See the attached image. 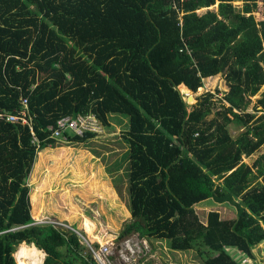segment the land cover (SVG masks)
I'll list each match as a JSON object with an SVG mask.
<instances>
[{"label":"trees","instance_id":"1","mask_svg":"<svg viewBox=\"0 0 264 264\" xmlns=\"http://www.w3.org/2000/svg\"><path fill=\"white\" fill-rule=\"evenodd\" d=\"M260 1L262 19L256 20L258 0H242L240 10L230 0H0V112L18 114L26 98L37 139L32 141L29 124L0 118V264H16L20 243L42 250L41 264H97L76 233L32 218L40 210L34 191L30 213L27 184L37 152L57 145L47 127L63 116L89 113L103 127L113 115L127 119L132 139H125L127 149L107 172L123 169L130 212L134 169L157 165L161 210L151 212L181 216L205 200L233 211L221 217L209 209L204 221L183 225L177 217L174 227L151 213L149 226L134 214L117 239L135 235L151 242L149 234L157 233L171 250H204L203 264L255 259L253 248L264 244V151L251 165L242 158L264 147ZM219 73L228 89L218 109L208 92L186 104L182 89L194 92ZM257 93L261 113L245 112ZM231 110L239 111L244 128L235 137L227 128ZM148 127L161 136L167 128L177 146L156 148L144 135ZM65 135L66 144L95 136Z\"/></svg>","mask_w":264,"mask_h":264},{"label":"rangeland","instance_id":"2","mask_svg":"<svg viewBox=\"0 0 264 264\" xmlns=\"http://www.w3.org/2000/svg\"><path fill=\"white\" fill-rule=\"evenodd\" d=\"M230 1L236 10H240L242 0ZM216 3L213 6L214 9ZM253 14L256 20L262 19L260 0H258L257 9ZM227 89L224 75L219 73L216 76L204 79L202 85L196 91H184L182 89L181 93L188 105L195 103L198 97L205 93H212L215 102L213 110H215L219 108L220 97ZM187 95H191L193 99L187 101ZM258 97L259 93L250 97L245 112L255 113V115L261 113L255 110ZM258 108L259 106L256 107V109ZM237 113H239L237 110L228 112L233 120L227 128L233 137L244 129L241 121L236 118ZM167 119V123L170 125L172 121L169 118ZM148 128L151 131L144 132V135L153 140L156 148L160 149L163 143L168 148L177 146V139L168 130L170 126H168V129L164 128L165 134L163 136L159 135L157 127ZM127 137L132 139L127 131V119L113 115L110 117V125L103 127V132L92 138V140L66 144L65 140L57 139L56 146L45 147L38 151L27 178L30 213L32 214L30 195L34 191L37 197L36 206L40 210L39 213H33L32 218L37 221L61 223L63 225L61 229L76 233L87 249L85 241H88L94 248H98L103 243L109 244L111 260H118L120 258L116 255L123 239L119 240L116 237L124 223L130 220L134 214L143 215L149 226L153 222V218L150 219V216L155 215L156 218L154 216V219H157V221L166 219L169 227H174L176 221H178L177 217L181 225L197 218L204 221L206 212L209 209L219 210L221 217L232 216L233 211L230 207L215 205L211 200L199 203L194 209H182L183 212H190L181 216L166 211L164 213L151 212L152 210H161H159V199L162 194L163 173L160 171L159 165L145 170L139 169L141 171H135L134 169L131 182L133 210L130 212L125 189L126 177L122 173L123 169L117 172L110 170L111 174L107 172V168L113 166V160L120 157L121 153L127 149L125 141ZM139 137V135H136L134 141L141 142ZM166 139L169 140V144ZM142 140L145 141L144 138ZM161 151L163 152V149ZM263 151L264 147H261L251 156L243 157L242 160L251 165L254 158ZM117 173L122 176V182L117 181ZM113 180L119 184L121 194L116 192ZM87 219L92 225L90 231L84 229ZM149 235L152 237L151 242L139 239L135 235L128 237L135 252L125 264H203L204 250L196 247L183 251L171 250L165 240L160 239L157 233H150ZM26 246L29 247L30 244H26ZM41 252L42 255L37 253L41 258L40 264L45 255L42 250ZM253 252L255 259L246 258V261H242L241 264H262L264 244L260 243L255 246ZM232 255L235 257L234 253ZM32 260L33 258L30 256L25 259V262L30 263Z\"/></svg>","mask_w":264,"mask_h":264},{"label":"built area","instance_id":"3","mask_svg":"<svg viewBox=\"0 0 264 264\" xmlns=\"http://www.w3.org/2000/svg\"><path fill=\"white\" fill-rule=\"evenodd\" d=\"M0 118H4L9 121H20L21 123L29 124V129L32 134V141L37 142V139L32 131V128L29 123V117L27 114V99L21 98V110L18 114H9L5 112H0ZM50 131V136L56 139H66V133L72 132L77 135H82L85 131L94 133V137L99 136L103 132V126L99 123L96 117L89 113L85 115H77L75 117L63 116L56 121V124L49 125L47 127ZM40 223H49L55 228H63L61 223L49 222V221H37ZM88 247V250L91 252L92 257L94 258L97 264H125L130 257L134 254V247H131L132 242L130 238L126 237L120 242V248L116 256L120 259L111 260L110 247L109 244L103 243L98 248H94L88 241H85ZM242 261H246V258H243Z\"/></svg>","mask_w":264,"mask_h":264},{"label":"bare ground","instance_id":"4","mask_svg":"<svg viewBox=\"0 0 264 264\" xmlns=\"http://www.w3.org/2000/svg\"><path fill=\"white\" fill-rule=\"evenodd\" d=\"M91 224L87 221L85 223L84 229L86 231L91 230ZM37 253L42 255L41 250L37 249L34 245L30 244V246H26L24 243H20L16 251L14 252V257L16 260V264H40L41 258H39V255ZM32 257L33 260L30 263L25 262V259L28 257Z\"/></svg>","mask_w":264,"mask_h":264},{"label":"water","instance_id":"5","mask_svg":"<svg viewBox=\"0 0 264 264\" xmlns=\"http://www.w3.org/2000/svg\"><path fill=\"white\" fill-rule=\"evenodd\" d=\"M188 90V89H187ZM193 98H192V96L191 95H187V101H190V100H192Z\"/></svg>","mask_w":264,"mask_h":264},{"label":"crops","instance_id":"6","mask_svg":"<svg viewBox=\"0 0 264 264\" xmlns=\"http://www.w3.org/2000/svg\"><path fill=\"white\" fill-rule=\"evenodd\" d=\"M87 221L89 222V220H88V219H87ZM87 221H86V222H87ZM89 224H91V223L89 222ZM91 226H92V225H91ZM91 228H92V227H91Z\"/></svg>","mask_w":264,"mask_h":264}]
</instances>
